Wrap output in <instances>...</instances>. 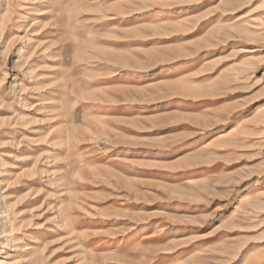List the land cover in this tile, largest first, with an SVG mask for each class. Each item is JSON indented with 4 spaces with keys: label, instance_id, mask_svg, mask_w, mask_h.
I'll return each instance as SVG.
<instances>
[{
    "label": "rangeland",
    "instance_id": "rangeland-1",
    "mask_svg": "<svg viewBox=\"0 0 264 264\" xmlns=\"http://www.w3.org/2000/svg\"><path fill=\"white\" fill-rule=\"evenodd\" d=\"M0 264H264V0H0Z\"/></svg>",
    "mask_w": 264,
    "mask_h": 264
},
{
    "label": "snow or ice",
    "instance_id": "snow-or-ice-1",
    "mask_svg": "<svg viewBox=\"0 0 264 264\" xmlns=\"http://www.w3.org/2000/svg\"><path fill=\"white\" fill-rule=\"evenodd\" d=\"M257 2H259V0H257ZM254 7H256V5L255 4H252L251 5V8H254ZM249 10H251V9H249ZM243 14V13H242Z\"/></svg>",
    "mask_w": 264,
    "mask_h": 264
}]
</instances>
